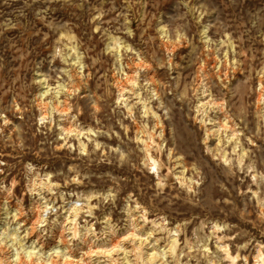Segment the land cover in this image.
Instances as JSON below:
<instances>
[{
  "label": "rangeland",
  "instance_id": "obj_1",
  "mask_svg": "<svg viewBox=\"0 0 264 264\" xmlns=\"http://www.w3.org/2000/svg\"><path fill=\"white\" fill-rule=\"evenodd\" d=\"M0 264H264V0H0Z\"/></svg>",
  "mask_w": 264,
  "mask_h": 264
},
{
  "label": "bare ground",
  "instance_id": "obj_2",
  "mask_svg": "<svg viewBox=\"0 0 264 264\" xmlns=\"http://www.w3.org/2000/svg\"><path fill=\"white\" fill-rule=\"evenodd\" d=\"M228 119H229V118H228ZM226 120H227V119H226ZM228 122H229V121H228ZM224 123H226V122H224ZM221 125H222V124H221ZM226 126H227V125H226ZM222 127H223V125H222ZM222 127H221V128H222ZM227 127H228V126H227ZM223 128H225V127H223ZM218 132H219V131H218ZM218 134H219V133H218Z\"/></svg>",
  "mask_w": 264,
  "mask_h": 264
}]
</instances>
